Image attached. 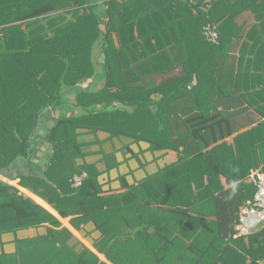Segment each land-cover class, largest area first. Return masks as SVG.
<instances>
[{"label":"trees","instance_id":"1","mask_svg":"<svg viewBox=\"0 0 264 264\" xmlns=\"http://www.w3.org/2000/svg\"><path fill=\"white\" fill-rule=\"evenodd\" d=\"M208 2L0 0V172L31 158L39 118L49 107L60 111L46 136L52 155L45 177L23 175L19 183L60 216H74L76 228L92 220L102 232L95 247L114 264H258L263 257L254 239L243 252L225 241L256 187L250 181L225 188L221 175L233 181L225 170L231 156L244 159L239 180L261 163L255 154L249 167L245 155L264 144V123L233 144L225 138L235 132V97L264 117V0ZM247 11L257 20L248 31L238 21ZM208 22L218 24L217 43L204 35ZM92 76L102 88L79 85ZM71 91L83 111L66 116ZM80 128L181 155L127 191L101 195L97 171L73 186L74 174L86 169L77 165ZM208 213L217 217L216 235ZM42 225L46 233L17 239L15 253L0 255L3 264H109L79 249L55 214L0 180V234ZM127 236L133 242L123 244Z\"/></svg>","mask_w":264,"mask_h":264},{"label":"crops","instance_id":"2","mask_svg":"<svg viewBox=\"0 0 264 264\" xmlns=\"http://www.w3.org/2000/svg\"><path fill=\"white\" fill-rule=\"evenodd\" d=\"M207 7L211 6L213 2L208 0ZM103 6L102 4H100ZM239 23L245 27L248 31L256 22L254 15L251 11H247L241 14L238 19ZM214 23V22H211ZM217 25L218 24L214 23ZM104 28V27H103ZM219 31V30H218ZM245 36L239 40L235 49L232 51V55L236 56L239 48L243 42ZM264 40V38H263ZM264 47V45H263ZM98 61H102V56L97 54L95 55ZM96 76L88 78L85 82L79 84L82 88L88 89L93 87L95 90L103 87L104 82L99 80L95 81ZM66 90V89H65ZM75 91L68 92L66 95V105L62 111V114L66 116H72L75 114L82 113V108L77 106L75 99ZM264 104V102L261 101ZM234 108L231 109V112H234V134L225 138V141L228 144H233L234 137L240 133L249 131L250 129L257 127L259 123H264V117L261 116L258 112L248 107L246 102H242L237 97L232 101ZM102 104H96L94 109L98 110L102 107ZM61 113L58 110H53L51 107L47 109L39 118L38 126L36 129V149L29 159H18L6 170L0 172V180L9 183L20 190V192L25 193V195L32 197L36 202L44 206L50 212L55 214L62 222L63 226L68 227L74 234L77 240L80 241L79 249L86 246L93 250L99 255V257L108 262L109 264H114L107 259L104 253L98 251L95 247L96 244H99L102 238V232L97 228L96 224L92 220H86L79 224V227L76 228L71 223V218L62 217L46 200L42 197L34 194L31 190L20 185V176L23 175H37L45 177V169L47 162L50 160L52 155V146L46 140L47 134L55 125L56 121L59 119ZM78 143L81 146L82 155L77 158V165L79 167H84L86 169L82 170V173L88 175V172H98L99 173V183L101 188V195H109L112 193H122L129 189V187L136 186L142 180H144L149 175H153L163 169L164 167L171 165L179 160L181 152L178 150L172 149H162L154 150L151 148L150 144L145 141L136 142L129 137L125 136H113L110 132L97 129L91 130L88 128H80L78 130ZM214 147L211 146L210 149ZM237 152L235 153L236 156ZM255 154L258 155V159L261 161L258 167H250V164H254ZM246 159H251L249 161L250 172L259 167L264 166V144L256 149V152H248ZM235 158V157H234ZM231 156V161L227 163L225 170L233 176V181L229 183L226 176L221 175L222 183L225 188H230L239 185L241 182L248 184L250 183L249 174L245 178L240 180L237 178L239 173H242L246 169L244 159L238 157L234 159ZM237 162L238 164H234ZM248 163V162H247ZM76 173V174H82ZM75 175V174H74ZM209 212V210H207ZM213 212V208H211ZM196 214V213H195ZM239 215V213H238ZM76 217V216H75ZM208 220L212 222L213 228L210 230L211 234H218V228L216 227L217 217L214 214H209L205 216ZM238 220L234 221L233 231L229 233V236L225 241L229 243L233 249L243 252L242 248L244 246H250V241L254 239V247L257 249L256 254L263 253V257H260L257 261L258 264H264V249L262 242L264 243V225L258 227L249 237H239L234 238L233 234L235 231V224ZM47 231V226L42 225L38 227H32L30 229H21L16 232H6L0 234V255L3 253L13 254L17 250V239H27L36 237L38 235H43ZM150 234L156 232L155 228H151L148 231ZM133 233L132 230H128V234ZM128 239V240H126ZM133 239L127 236L123 240V244L128 243ZM150 242L149 240L147 243ZM224 245V243H221ZM151 246V243H148V247ZM252 260L249 257L247 263H250ZM0 264H3V259H0Z\"/></svg>","mask_w":264,"mask_h":264},{"label":"built area","instance_id":"3","mask_svg":"<svg viewBox=\"0 0 264 264\" xmlns=\"http://www.w3.org/2000/svg\"><path fill=\"white\" fill-rule=\"evenodd\" d=\"M188 1L198 3V0ZM203 32L208 41L218 42L219 31L216 24L208 22L205 24ZM85 177H87L85 173L75 174L72 178L73 186H81ZM248 178L255 185L256 192L239 209L234 238L249 237L258 227L264 225V166L252 170Z\"/></svg>","mask_w":264,"mask_h":264},{"label":"water","instance_id":"4","mask_svg":"<svg viewBox=\"0 0 264 264\" xmlns=\"http://www.w3.org/2000/svg\"><path fill=\"white\" fill-rule=\"evenodd\" d=\"M212 2H214V1H211L210 4H211ZM101 16H102L103 18H107L108 13H107V12H102V13H101Z\"/></svg>","mask_w":264,"mask_h":264},{"label":"rangeland","instance_id":"5","mask_svg":"<svg viewBox=\"0 0 264 264\" xmlns=\"http://www.w3.org/2000/svg\"><path fill=\"white\" fill-rule=\"evenodd\" d=\"M100 5V4H99ZM100 7V6H99ZM102 8H105L104 6H102Z\"/></svg>","mask_w":264,"mask_h":264}]
</instances>
